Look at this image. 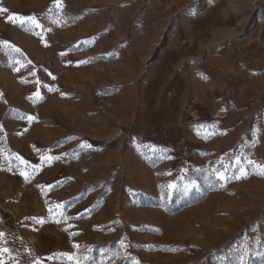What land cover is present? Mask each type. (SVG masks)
<instances>
[{"label": "rangeland", "instance_id": "374dc122", "mask_svg": "<svg viewBox=\"0 0 264 264\" xmlns=\"http://www.w3.org/2000/svg\"><path fill=\"white\" fill-rule=\"evenodd\" d=\"M262 170L264 0H0V264H264Z\"/></svg>", "mask_w": 264, "mask_h": 264}, {"label": "snow or ice", "instance_id": "6c2138e0", "mask_svg": "<svg viewBox=\"0 0 264 264\" xmlns=\"http://www.w3.org/2000/svg\"><path fill=\"white\" fill-rule=\"evenodd\" d=\"M6 11V10H5ZM34 23H35V21H33ZM37 26H39V25H37ZM29 119H31V117H29ZM19 159V158H18ZM23 162V161H22ZM26 163V162H25ZM249 164H252L253 162L252 161H249L248 162ZM257 167H260L259 165H257ZM262 173H264V170H262ZM22 175H24V173H21ZM245 174V171H244V169L243 168H241L240 169V176H243ZM240 176H237L236 178L237 179H239L240 178ZM220 179H226V177L225 176H223V175H221L220 176ZM175 187V185H169V188H174ZM0 235H2V234H0ZM4 251L6 252V251H8L7 249H4Z\"/></svg>", "mask_w": 264, "mask_h": 264}]
</instances>
